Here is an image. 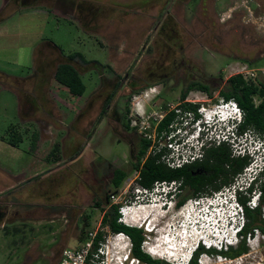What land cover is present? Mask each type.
<instances>
[{"label": "rangeland", "instance_id": "obj_1", "mask_svg": "<svg viewBox=\"0 0 264 264\" xmlns=\"http://www.w3.org/2000/svg\"><path fill=\"white\" fill-rule=\"evenodd\" d=\"M55 1L64 10L67 6V18L51 13L34 53H18L12 46L0 51V264H59L62 250L79 246L89 232L108 234L107 227L101 228L107 201L134 210L136 221L129 217L128 223L125 215L123 223L144 230L145 252L157 251L163 241L160 255L151 256L184 262L195 241V232L181 224L185 209L206 199L188 197L176 206L190 191L185 186L168 195L163 206L164 192L174 194L176 183H157L151 192L138 185V171L131 166L141 136L126 127L132 102L157 110L167 101H181L187 83L198 81L211 93L193 89L187 96L198 108L212 107L229 76L243 72L264 83V0ZM62 62L79 72L83 94H72L55 80ZM200 113L197 109L198 115L189 114L181 123L183 129L190 127L183 134L188 146L183 153L194 149L190 160L200 155L197 147L227 141L201 132ZM237 124L219 121L213 129L226 133ZM240 136L233 144L241 152L248 146L251 162L234 181L264 167V136L253 131ZM168 138L163 135L162 144ZM176 142L181 151L179 137L172 143L175 149ZM152 151L148 147L147 153ZM115 168L126 171L117 188L111 181ZM153 206L157 211L148 219L143 211ZM201 218L200 224L207 216ZM260 218L258 224L264 221V204ZM146 219L158 232H146ZM257 232L246 238L247 252L234 258L201 255L198 264H264V235Z\"/></svg>", "mask_w": 264, "mask_h": 264}, {"label": "trees", "instance_id": "obj_2", "mask_svg": "<svg viewBox=\"0 0 264 264\" xmlns=\"http://www.w3.org/2000/svg\"><path fill=\"white\" fill-rule=\"evenodd\" d=\"M54 78L72 94L81 95L85 91V84L79 72L68 62H62L57 65ZM227 81V86L220 90L219 93L225 100L230 98L235 99L243 112V120L237 128L238 134L242 135L246 131H253L264 136V85L261 84L260 86L259 83L252 80L245 81L243 75L240 73L230 76ZM193 87L209 90L207 85L191 83L182 93L181 98L184 99L186 92ZM255 98H259L260 100L256 103ZM183 105L185 108H193L194 113L198 115L195 104L186 102ZM101 112L103 113L104 110ZM100 117L99 120L101 119ZM176 117L177 114L174 111L168 112L157 126L158 134H169L175 127L169 125L177 120ZM126 127L129 128L128 119ZM7 141L14 146L17 145L16 140L8 139ZM138 144V150L135 153L131 166L132 169L138 171V185L146 192H151L153 186L157 183L175 181V193L173 195H176L178 191L187 186L190 191L175 202V205L178 207H181L188 197L190 199L201 198L222 191L251 162L248 154L235 155L232 153L228 141H220L217 144L213 143L204 147L200 157L180 167L173 168L159 159L161 153L166 151L165 147H163L160 153H147L150 142L143 137H139ZM125 176L126 171L124 169L115 168L111 178L112 185L115 188L119 187ZM260 189L262 197L260 203L255 207L247 205L249 198L247 199L246 196L238 197L239 202L243 206L245 218L238 246L234 248L233 245H229L225 249L218 250L216 248L206 249V247L200 244L197 250L194 251L188 264H198L200 254L205 251L210 254H220L230 258L237 257L247 252L246 238L251 236L255 229H260L264 235V221L259 224L257 223L261 219V206L264 204V172ZM106 197L109 198V195ZM96 204L100 205V202L97 201ZM119 217V205L107 201L102 206L101 228L107 227L111 232H123L127 234L131 242L130 254L138 259L141 264H172L162 259L153 258L145 252L142 247L145 240L144 235L146 234L144 230L141 227L124 224L118 220ZM104 235L105 231L103 229L97 230L95 245L99 240L103 239Z\"/></svg>", "mask_w": 264, "mask_h": 264}, {"label": "built area", "instance_id": "obj_3", "mask_svg": "<svg viewBox=\"0 0 264 264\" xmlns=\"http://www.w3.org/2000/svg\"><path fill=\"white\" fill-rule=\"evenodd\" d=\"M240 74L244 78H247L243 72H240ZM150 91H154V88H151ZM188 101L194 102L193 100ZM198 110L202 114H215L221 121H228L234 117L237 122L241 123L243 120V112L233 98L225 100L221 96L218 99V103H215L212 107L201 106ZM170 111H174L177 114V120L184 117L183 121L187 115L194 114L193 111H181L179 105L171 101L160 105L157 110L151 111H146L139 101H135L132 102L128 125L129 128L134 129L141 137L150 142L149 147L153 149V153H160L163 147H165L166 151L161 153L159 159L169 167L175 168L182 166L185 162L190 161V159L187 154H182L179 151L178 142H176L177 149L173 148L172 143L174 140L170 139L169 134H158V124ZM177 120L169 126L176 125L178 123ZM197 127H199V124ZM163 135L165 137L169 136L168 140L164 141V144L161 141ZM217 141H220V139H217ZM230 147L235 155L245 154V149L243 148V152H241L238 146H234L233 142L230 143ZM162 183H165V185H175V181ZM126 210H128L127 206L119 208V221L124 222L123 216H125ZM96 233L97 230L89 232L88 238L79 246L65 247L62 250L59 264H125V261L130 256L131 242L129 236L123 232H111L108 230V234L104 235L103 239L99 240L95 245ZM143 245L144 242L142 247Z\"/></svg>", "mask_w": 264, "mask_h": 264}, {"label": "crops", "instance_id": "obj_4", "mask_svg": "<svg viewBox=\"0 0 264 264\" xmlns=\"http://www.w3.org/2000/svg\"><path fill=\"white\" fill-rule=\"evenodd\" d=\"M64 8L57 5L55 0H0V37L4 40V44H0V51L9 52V48H3L12 46L13 51L18 53H34L42 40L44 23L48 22L51 13L67 18V6ZM17 40L21 43L15 45ZM52 46L55 47V43ZM12 91L17 94L15 90Z\"/></svg>", "mask_w": 264, "mask_h": 264}, {"label": "clouds", "instance_id": "obj_5", "mask_svg": "<svg viewBox=\"0 0 264 264\" xmlns=\"http://www.w3.org/2000/svg\"><path fill=\"white\" fill-rule=\"evenodd\" d=\"M183 119H184V117L182 119H179V121H178L179 126H175L174 129L169 133L170 139L175 140L176 138H178L182 134L183 127L181 126V123H182V120ZM234 120H236L235 117L232 118V119H229L228 122H233ZM219 121H221V120L215 114L207 115V114L200 113L199 114V119H198L197 123H201V125L203 127V129L201 130L202 133L206 129V132L209 135L210 139L224 138V139H227L228 143H230V142H233L234 143L236 141H240L241 140L242 137L237 132V126L240 124L239 121H238L239 124H237V126H232L231 128H229L226 131V133H223L220 130L219 131H215L213 129V126H215V124H217ZM191 124H193V123L191 122ZM196 125L197 124H195L194 127ZM230 140H232V141H230ZM202 146L203 145H201L199 147H202ZM244 149H245V153L246 154H250L251 153L249 151V147L248 146H245L244 145ZM263 172H264V167H260L258 170H255L253 173L251 172L249 175H245L239 181L236 180V181L232 182L230 185L226 186L223 190H225V192L230 197L231 203L234 204L237 201L239 202V200H238V197L239 196L248 195L249 197L251 196V198H250V200L247 201V205L248 206H251V207L257 206L260 203V198L262 196V191L259 188V185L261 184L262 179H263V175H262V177H260L261 174H263ZM164 195H165V198L164 199L166 200L168 198L167 197L168 195L170 196V195H173V194H171V191L170 190H166L164 192ZM250 202H252V203H250ZM240 205H241L240 206V209H242V213H241L240 219L237 222L236 229L238 231L242 227H244V224H245V218H243L244 217V215H243V206H242L241 203H240ZM242 230H243V228H242ZM254 231H255V235L258 236L257 229H255ZM240 232H238V234L236 235V239H237L238 242H239L240 237H241ZM238 242H236V243H238ZM200 244H202V243H200ZM235 244H233V245H235ZM196 250H194V251H196ZM194 251L192 253L190 252V254L193 255ZM202 253H206L208 255H212V254H210V253H208L206 251L205 252H202ZM219 255L220 254H215L216 257L219 256ZM127 260H128V258H127ZM130 263L131 264L132 263H134V264H140V261L132 256L131 259H130Z\"/></svg>", "mask_w": 264, "mask_h": 264}, {"label": "flooded vegetation", "instance_id": "obj_6", "mask_svg": "<svg viewBox=\"0 0 264 264\" xmlns=\"http://www.w3.org/2000/svg\"><path fill=\"white\" fill-rule=\"evenodd\" d=\"M230 77V76H229ZM228 77V78H229ZM228 78H227V80H228ZM243 79L245 80V81H254V82H257V83H259V85L261 86V84H263L264 85V83L262 82V81H260V80H258V81H255V80H253V79H248V78H244L243 77ZM191 83H201V84H204V85H207L208 86V88H209V90H205V89H199V88H190L187 92H186V95H185V97H184V99H182L181 101H179L177 104L179 105V107L181 108V109H183V110H181V111H183V112H187V111H193L194 112V109L192 108V109H189V108H185L184 107V105L183 104H185L186 102H188V103H193V104H195V106H196V111H197V109H198V103H197V101H196V99H193V98H190L189 96H187L188 94V92L190 91V90H193V89H195V90H198V91H201V92H204L205 94H210L211 93V91H210V87H209V85L208 84H206V83H203V82H198V81H191V82H189V83H187V85L185 86V88L182 90V92H181V95H182V93L185 91V89L191 84ZM227 84H228V81H227ZM160 90H158V92H159ZM220 91V90H219ZM181 95H180V97H181ZM188 100H193L194 102H191V101H188ZM260 100V99H259ZM258 100V101H259ZM168 102V101H167ZM166 103V102H165ZM164 103V104H165ZM163 105V104H162ZM125 108V107H124ZM237 128H238V126H237ZM190 131V127L189 128H185V129H183V131H182V134L179 136V144H180V146L181 145H183V146H181L180 147V149H181V153L182 154H184L183 153V151L185 150V148H187L188 146H186L185 147V145H186V138H185V136L183 135L185 132H189ZM185 138V139H184ZM185 143V144H184ZM204 147H206V146H202V147H198V148H196L195 149V152L196 151H198L200 148H202V150L200 151L201 153H203V150H204ZM193 151H194V149H193ZM192 150H190V153H188V154H191V153H194ZM199 152V153H200ZM201 153H200V155L199 156H193L192 157V159L190 160V161H192V160H194V159H196V158H198V157H200L201 156ZM187 154V155H188ZM259 188H260V185H259ZM262 197V196H261ZM260 200H261V198H260Z\"/></svg>", "mask_w": 264, "mask_h": 264}, {"label": "bare ground", "instance_id": "obj_7", "mask_svg": "<svg viewBox=\"0 0 264 264\" xmlns=\"http://www.w3.org/2000/svg\"><path fill=\"white\" fill-rule=\"evenodd\" d=\"M165 204L163 203V206H164ZM157 206H153V207H147L144 211H143V213H147V214H149L150 216H149V218L148 219H150V218H152V215H154V213L157 211L155 208H156ZM185 210H187V209H185ZM184 210V211H185ZM133 211L134 210H126L125 211V215H127L126 217H127V222L129 223L130 221H129V217H134V219H135V221H136V217L134 216L135 215V213L133 214ZM141 211H142V209H141ZM131 212H132V214H131ZM186 212V211H185ZM137 214V213H136ZM147 214H145L146 216H147ZM181 214H183V212L181 213ZM160 215V214H159ZM195 218L197 219V220H195L197 223H200L201 222V216H200V214H199V212H198V214H196V216H195ZM148 219H146L145 220V222L143 223V225H145V223L147 222V220ZM211 220L207 217L206 219H204L203 220V222H202V224H200L201 225V227H204V222H210ZM153 222V221H152ZM217 222H219V220H217ZM153 224H154V222H153ZM152 224H151V220H150V225L149 226H151ZM209 226H210V224H208ZM209 227L208 226H205V229H208ZM154 229H157V226H155L154 225ZM158 232V231H157ZM208 232H209V230H208ZM195 239H196V237H195ZM232 241V240H231ZM157 242H160L159 240H157ZM163 241H161V243L159 244V245H157V246H155V248H158V250L157 251H155V250H149V252L152 254V255H158L159 253H161V251L163 250V248H162V243ZM230 244H233V243H230ZM154 248V249H155ZM160 255V254H159Z\"/></svg>", "mask_w": 264, "mask_h": 264}]
</instances>
